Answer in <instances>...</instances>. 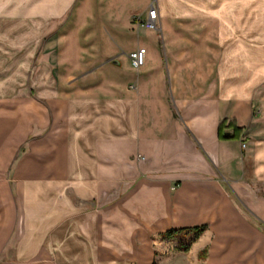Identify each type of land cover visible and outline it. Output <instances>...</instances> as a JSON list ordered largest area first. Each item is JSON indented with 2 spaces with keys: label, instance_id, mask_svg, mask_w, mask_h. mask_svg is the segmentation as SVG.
<instances>
[{
  "label": "crops",
  "instance_id": "0c3cea01",
  "mask_svg": "<svg viewBox=\"0 0 264 264\" xmlns=\"http://www.w3.org/2000/svg\"><path fill=\"white\" fill-rule=\"evenodd\" d=\"M151 1L0 6L14 22L0 34L28 20L52 34L35 111L0 103V264H153L191 238L163 233L202 225L163 263L264 264V35L220 0H158V28L137 26ZM224 119L246 139L220 138Z\"/></svg>",
  "mask_w": 264,
  "mask_h": 264
},
{
  "label": "rangeland",
  "instance_id": "374dc122",
  "mask_svg": "<svg viewBox=\"0 0 264 264\" xmlns=\"http://www.w3.org/2000/svg\"><path fill=\"white\" fill-rule=\"evenodd\" d=\"M34 0H29V2ZM171 5H176V7L181 8L183 11H207L213 8V5H217L218 0H165ZM221 10L226 11L228 8L230 11L234 12L236 20L242 22L244 17H246V22L250 18V26L256 28L258 32L264 35V0H220ZM4 0H0V6H2ZM158 0H152L148 11L152 5H156L158 8ZM12 16L16 14L19 15V11H13ZM3 12H0V16ZM10 15H8L9 17ZM15 19V17H13ZM11 18L7 21L0 19V22L6 23V29L9 30L10 23L11 25L14 22H11ZM191 20L197 21V18ZM20 22L19 19L16 20ZM16 23V22H15ZM17 24V23H16ZM36 21L28 20L27 24L24 25H14L10 30H14L10 34H0V103L2 105H15L18 102L19 97L31 98L30 103L23 105L27 110L35 111V99H36V89L37 85L41 84L44 86L49 85V80L47 75H50V67L47 66L46 61L52 58V55L48 52L52 48L51 46V37L52 34H36L35 32ZM2 31V29H0ZM253 32H256L255 30ZM53 54V52H52ZM51 63V62H50ZM47 66V68H46ZM48 80V82H46ZM40 81V83H39ZM43 82V83H42ZM48 103V102H47ZM264 108V104H263ZM31 112V111H29ZM35 115L33 114V118ZM237 125L235 120H232ZM229 122V123H230ZM229 123L226 121L224 131L226 133L234 134V128L229 127ZM238 126V125H237ZM241 131L240 136L231 137V139H246V131L244 126ZM35 136V130L31 133L30 137ZM226 139V138H222ZM228 139V138H227ZM18 151V155H22L26 150L29 149L27 144H24ZM235 199L238 200L236 194H232ZM240 204V203H239ZM255 218V217H253ZM256 219V218H255ZM257 220V219H256ZM259 222V221H258ZM259 224L264 229V223L259 222ZM160 238V237H159ZM157 238V240H161ZM185 242L180 240L175 246L169 247V249H161L159 251L158 258H155L153 264H164L163 258L170 250L175 249L180 251V245ZM174 247V248H173ZM207 254V249H204L200 252V258H205ZM171 264H190L187 260H174ZM169 262V261H168ZM170 264V263H166Z\"/></svg>",
  "mask_w": 264,
  "mask_h": 264
},
{
  "label": "built area",
  "instance_id": "2783aa9c",
  "mask_svg": "<svg viewBox=\"0 0 264 264\" xmlns=\"http://www.w3.org/2000/svg\"><path fill=\"white\" fill-rule=\"evenodd\" d=\"M159 12L156 5H152L150 10L148 11V16L146 18L138 17L135 20V24L137 26H142L147 29L155 30L159 26ZM129 60L131 66L138 70L142 68L147 61V49L144 46H141L135 50H132L129 53Z\"/></svg>",
  "mask_w": 264,
  "mask_h": 264
},
{
  "label": "trees",
  "instance_id": "16d2710c",
  "mask_svg": "<svg viewBox=\"0 0 264 264\" xmlns=\"http://www.w3.org/2000/svg\"><path fill=\"white\" fill-rule=\"evenodd\" d=\"M227 119H224L223 121H221L220 125H219V137L220 138H231V137H238L241 133V131L243 130L242 127L237 126L235 123L230 122L229 123V127H233L234 128V134L230 133H226L223 129H224V125L226 123ZM238 133V134H237ZM206 229V226L202 225V226H195V227H188V228H182V229H171L168 230L167 232L163 233V237H173L176 234H180L183 233L184 235H191V238L189 239V242L187 243H183L180 245V250H184L187 251L192 242H194Z\"/></svg>",
  "mask_w": 264,
  "mask_h": 264
}]
</instances>
